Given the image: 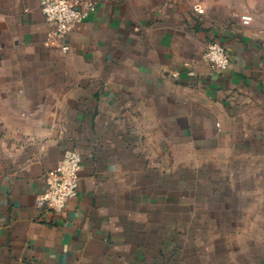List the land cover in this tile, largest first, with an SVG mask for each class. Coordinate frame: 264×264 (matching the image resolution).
<instances>
[{"label":"crops","instance_id":"crops-1","mask_svg":"<svg viewBox=\"0 0 264 264\" xmlns=\"http://www.w3.org/2000/svg\"><path fill=\"white\" fill-rule=\"evenodd\" d=\"M91 1L63 53L0 0V264H264V0ZM71 148L76 197L38 208Z\"/></svg>","mask_w":264,"mask_h":264},{"label":"built area","instance_id":"built-area-1","mask_svg":"<svg viewBox=\"0 0 264 264\" xmlns=\"http://www.w3.org/2000/svg\"><path fill=\"white\" fill-rule=\"evenodd\" d=\"M38 4L47 27L45 46L58 47L63 53L70 49L66 42L69 33L95 10L91 0H38ZM193 10L198 14L204 12L199 4H195ZM240 22L248 26L252 22L251 15H241ZM204 58L218 70H224L229 65L226 50L215 42L207 45ZM81 162V153L77 149L64 151L58 165L44 176V190L36 199L38 208L59 213L68 201L76 197L80 186Z\"/></svg>","mask_w":264,"mask_h":264},{"label":"rangeland","instance_id":"rangeland-1","mask_svg":"<svg viewBox=\"0 0 264 264\" xmlns=\"http://www.w3.org/2000/svg\"><path fill=\"white\" fill-rule=\"evenodd\" d=\"M195 208V214L203 215L204 214V209H206V202L204 201H197V203L194 206ZM219 226V222L211 221L209 222L208 220H205V218L202 216L200 220H197L196 222V229L203 230L204 232L207 231H212L211 236L207 237L206 239L203 237V233L200 234L199 238V245H211V244H217L219 242V238L216 237L215 235L217 234V230ZM206 229V230H205ZM216 231V232H215ZM197 242V241H196Z\"/></svg>","mask_w":264,"mask_h":264}]
</instances>
